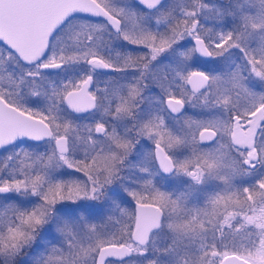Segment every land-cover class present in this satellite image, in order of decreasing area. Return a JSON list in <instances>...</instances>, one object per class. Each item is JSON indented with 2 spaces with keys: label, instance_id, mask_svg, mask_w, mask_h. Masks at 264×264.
Returning a JSON list of instances; mask_svg holds the SVG:
<instances>
[{
  "label": "snow or ice",
  "instance_id": "obj_1",
  "mask_svg": "<svg viewBox=\"0 0 264 264\" xmlns=\"http://www.w3.org/2000/svg\"><path fill=\"white\" fill-rule=\"evenodd\" d=\"M0 264H264V0H0Z\"/></svg>",
  "mask_w": 264,
  "mask_h": 264
}]
</instances>
